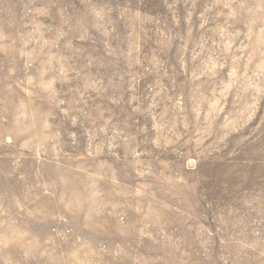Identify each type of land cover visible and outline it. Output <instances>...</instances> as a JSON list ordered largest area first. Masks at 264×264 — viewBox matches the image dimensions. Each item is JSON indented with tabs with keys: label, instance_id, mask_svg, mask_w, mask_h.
<instances>
[{
	"label": "clouds",
	"instance_id": "obj_1",
	"mask_svg": "<svg viewBox=\"0 0 264 264\" xmlns=\"http://www.w3.org/2000/svg\"><path fill=\"white\" fill-rule=\"evenodd\" d=\"M200 3L165 0L170 27L133 0H79L72 13L46 0L29 9V31L3 38L25 72L0 101L3 142L72 161L70 174L88 178L80 209L95 211L99 199L133 182L128 207L140 219L120 235L136 248L102 246L83 259L80 249L78 264H264V177L237 172L219 204L201 199L196 180L205 161L233 138L248 139L257 120L254 133L264 130V0H204L203 10ZM107 68L113 75H100ZM27 235L8 226L0 252L18 245L23 255L4 264L48 255L24 242ZM145 240L154 255L137 251Z\"/></svg>",
	"mask_w": 264,
	"mask_h": 264
},
{
	"label": "rangeland",
	"instance_id": "obj_2",
	"mask_svg": "<svg viewBox=\"0 0 264 264\" xmlns=\"http://www.w3.org/2000/svg\"><path fill=\"white\" fill-rule=\"evenodd\" d=\"M44 2L46 0H0V101L9 97V85L15 87L13 80L23 79L25 76L23 61L4 47L9 41L3 38H15L18 33L29 31L24 28V24L30 19L27 15L29 9L34 3L38 6ZM54 2H58L59 7H68L69 13L73 11V4L77 9L81 8L79 0ZM133 3L147 15L161 20L166 18L171 27V16L165 0H133ZM203 7L204 0H201L199 10H203ZM179 12L181 16L186 14L183 2ZM77 47L91 51L87 43H78ZM13 68H16V76L10 77ZM99 71L100 75L111 77L115 69ZM16 91L19 92V89ZM261 116H264V108ZM256 123L259 120L244 134L248 139L243 136L233 138L224 152L216 154L201 165L196 180L200 184L202 200L207 197L208 201L221 203L223 186L237 172L249 173L254 181L264 177V130L254 133ZM66 131H74L79 135L82 129L71 128L68 124ZM65 151L72 152L68 148ZM73 166L74 163L62 154H38L36 149L22 148L20 143L7 144L0 138V241L7 235L8 226H12L20 233L28 234L24 242L31 241L34 245L41 246V250H48V255L42 258L37 256L29 264H78L73 254L80 249L84 251L80 252L79 259H83L84 252L89 249L98 250L102 246L109 251L117 245H131L136 248L137 242L134 238L120 235L121 228L131 229L138 226L137 221L140 219L128 207L131 202L128 193L133 182L125 180L118 190L120 195L112 193L99 199L94 206L95 211L87 207L80 209L75 205L87 185L88 178L83 174H70V167ZM121 178L124 179L123 173ZM98 187L101 191H111L110 186L104 183ZM66 205H73V210L68 211ZM122 217L123 224L120 223ZM143 243L144 246L137 251L154 255L147 251L150 242L145 240ZM8 255L13 259H20L23 252L18 245L10 248L8 252H0V264H4ZM92 259L93 264H99L95 258ZM105 259L111 258L106 256ZM124 264L130 262L125 261Z\"/></svg>",
	"mask_w": 264,
	"mask_h": 264
}]
</instances>
